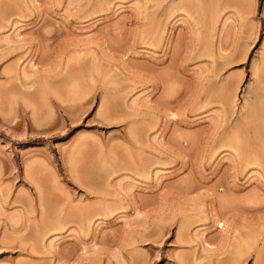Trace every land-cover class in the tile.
I'll return each instance as SVG.
<instances>
[{
  "label": "rangeland",
  "instance_id": "1",
  "mask_svg": "<svg viewBox=\"0 0 264 264\" xmlns=\"http://www.w3.org/2000/svg\"><path fill=\"white\" fill-rule=\"evenodd\" d=\"M262 117L264 0H0V264H264Z\"/></svg>",
  "mask_w": 264,
  "mask_h": 264
},
{
  "label": "bare ground",
  "instance_id": "2",
  "mask_svg": "<svg viewBox=\"0 0 264 264\" xmlns=\"http://www.w3.org/2000/svg\"><path fill=\"white\" fill-rule=\"evenodd\" d=\"M202 1V0H201ZM204 1V0H203ZM217 1V0H216ZM214 3V2H213ZM212 3V4H213ZM217 4V3H216ZM204 5H206V3H204ZM211 5V4H210ZM214 5V4H213ZM202 6V5H201ZM208 6V5H207ZM212 7V6H211ZM204 8V7H203ZM208 8V7H207ZM215 9H217V8H215ZM201 10H203V12L205 11V8L204 9H201ZM210 10V9H209ZM206 12V11H205ZM212 12V11H211ZM208 13V12H207ZM206 15V14H205ZM211 16V15H210ZM213 16V15H212ZM213 18V17H212ZM207 23V22H206ZM215 88H217V86L215 87ZM222 88H223V86H222ZM252 111L250 110V113H251ZM254 113V112H253ZM252 114V113H251ZM250 114V115H251ZM257 115V114H256ZM259 115V114H258ZM255 118V117H254ZM264 117H262V119H263ZM260 119V118H259ZM256 120V119H255ZM259 121V120H258ZM250 122V121H249ZM257 123H259V122H257ZM256 124V123H255ZM260 124H262L261 122H260ZM257 125V124H256ZM246 126H248V125H246ZM254 126V125H253ZM258 126V125H257ZM260 126V125H259ZM237 127V126H236ZM243 127V126H242ZM241 127V128H242ZM254 128H257V127H254ZM261 128V127H260ZM260 128H258V130H260L261 131V129ZM243 130H244V127H243ZM263 130V129H262ZM241 131V130H240ZM246 131V130H245ZM244 131V132H245ZM264 131V130H263ZM237 132V131H236ZM236 132H234V133H236ZM255 132V131H254ZM259 133V132H258ZM245 134H247V132H245ZM256 134V133H255ZM262 134H263V132H262ZM234 135H236V134H234ZM248 135V134H247ZM258 135V134H257ZM238 136V135H237ZM260 136V135H259ZM239 137V136H238ZM261 137V136H260ZM234 139V138H233ZM234 141V140H233ZM235 142H236V140H235ZM241 143V142H240ZM251 143V142H250ZM257 143V142H256ZM243 144V143H242ZM249 144V143H248ZM255 146V144L253 145V147ZM257 146H260L259 144L257 145ZM256 146V147H257ZM240 253H241V251H240Z\"/></svg>",
  "mask_w": 264,
  "mask_h": 264
}]
</instances>
